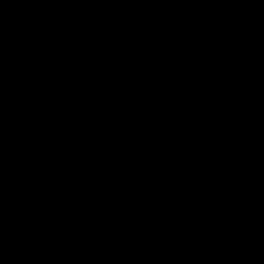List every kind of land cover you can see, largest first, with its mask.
Segmentation results:
<instances>
[{
  "label": "water",
  "instance_id": "obj_1",
  "mask_svg": "<svg viewBox=\"0 0 264 264\" xmlns=\"http://www.w3.org/2000/svg\"><path fill=\"white\" fill-rule=\"evenodd\" d=\"M0 264H264V0H0Z\"/></svg>",
  "mask_w": 264,
  "mask_h": 264
}]
</instances>
